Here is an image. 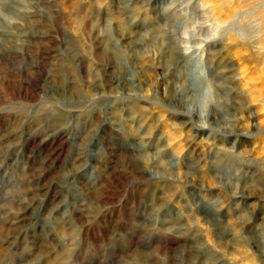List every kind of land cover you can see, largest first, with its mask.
I'll return each instance as SVG.
<instances>
[{"label": "rangeland", "instance_id": "1", "mask_svg": "<svg viewBox=\"0 0 264 264\" xmlns=\"http://www.w3.org/2000/svg\"><path fill=\"white\" fill-rule=\"evenodd\" d=\"M0 264H264V0H0Z\"/></svg>", "mask_w": 264, "mask_h": 264}, {"label": "bare ground", "instance_id": "2", "mask_svg": "<svg viewBox=\"0 0 264 264\" xmlns=\"http://www.w3.org/2000/svg\"><path fill=\"white\" fill-rule=\"evenodd\" d=\"M167 21H168V20H167ZM169 22H170V20H169ZM213 55H214V54L211 55L212 58L215 57V55H214V56H213ZM211 62H213V60H211ZM214 63H215V62H214ZM181 87H182V86H181ZM183 91H184V90H182L181 92H183ZM184 93H185V92H183L182 95H181V96H182V97H181L182 99L184 98ZM171 98H172V97H171ZM182 99H176V98H175V100L172 102V104L175 105L176 107H179L180 104H181V102H182V101H181ZM170 101H171V100H170ZM194 110H195V109H194ZM190 111H191V110H190ZM208 116H209V115H208ZM215 120H216V119H215ZM224 129H225V128H224ZM228 129H229V128H227L226 131H227ZM229 130H230V129H229ZM229 130H228V132H230ZM212 209L215 210V211H214V210H210V212H211L212 214H214L215 212L217 213V212L220 211V210H217V211H216L215 208H212ZM217 214H218V213H217ZM217 214H216V215H217Z\"/></svg>", "mask_w": 264, "mask_h": 264}]
</instances>
